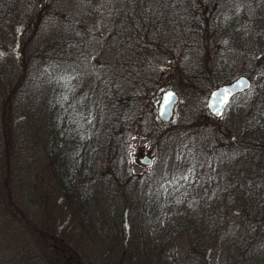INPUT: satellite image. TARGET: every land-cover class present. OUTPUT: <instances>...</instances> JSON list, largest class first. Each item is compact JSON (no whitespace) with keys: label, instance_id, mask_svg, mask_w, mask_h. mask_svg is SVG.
I'll list each match as a JSON object with an SVG mask.
<instances>
[{"label":"rangeland","instance_id":"374dc122","mask_svg":"<svg viewBox=\"0 0 264 264\" xmlns=\"http://www.w3.org/2000/svg\"><path fill=\"white\" fill-rule=\"evenodd\" d=\"M127 2L129 11L135 15L138 9L145 13L152 10L150 14L154 15L155 8L157 14L163 1L18 0L19 8L22 7L18 20L27 21L28 25L13 24L14 29L0 34L2 40L8 41L0 52L11 56L18 52L20 56L42 42L57 47L54 44L57 38H62V45L69 44L73 52L63 61L68 72L60 75L55 69L39 67L36 78L26 76L29 71L26 59L21 61L26 63L23 73L18 60L12 61L11 67L3 68L0 78V264H125L126 260L121 262L124 255L120 249L106 253L101 252V244L93 245L82 229L80 212H88L86 224H92L95 219L96 223L105 222L104 225L97 223L98 240L115 248L127 241L129 248L137 250L146 247L140 239L149 235L145 239H150L147 248H151L158 243H153L154 234L148 231L156 230L159 225L160 229L166 228L174 218L168 213L171 199L199 198L202 194L197 192L207 188L206 176L210 170L217 171L208 166L213 154L220 155L224 175L234 169L233 161L244 158L253 163L251 171L255 170L259 181L264 179V131L259 130L264 120L258 121L255 117L249 122L244 117L247 112L264 111L263 95L248 103L252 93L264 84V0H173L177 26L160 30L162 39H158V48L151 50L155 44L143 48L140 43L137 52L128 49L117 55L118 51L110 45L113 40L117 46L122 40L142 41L125 33L115 20L122 19L120 12ZM114 10L118 14L112 17ZM187 15L191 18H185ZM223 15L238 21L233 27L219 26ZM1 27L7 29L8 25L2 23ZM79 56L84 60L77 63ZM239 75L252 78L251 89L234 97L221 118L213 117L206 107L209 92ZM68 77L72 81L62 89L71 94L80 92L76 102L79 110L72 105L76 103L68 93L63 98L62 110H71L76 116L75 123H79L85 116L83 99L88 95L85 105L93 108L89 117L91 126L85 121L80 125L87 140H93L95 149L94 160L88 162L83 158L70 181L72 188L79 189L71 197L73 202L65 198L53 178L45 148L47 138L51 137L52 154L61 149L52 133L50 125L54 124V118L49 111V105L53 109L62 104L60 91L54 93L56 104L48 99L54 84H63ZM71 83L75 86L70 89ZM168 89L175 91L178 102L171 119L163 122L158 108ZM188 140L210 151L204 153L206 164L201 180L194 177L196 180L192 181L189 172L176 174L175 181L169 177L163 179L160 159L163 150L170 149L166 144L183 147ZM144 156L151 159L150 164L140 162ZM246 168L250 170V166ZM143 191L146 197L141 196ZM159 196L162 199L157 201ZM150 199L167 211L156 209L152 216L145 208L140 211V205H150ZM231 206L235 209H221L222 213L217 212L203 221L207 227L218 229L213 238L193 246L190 237L173 236L161 248L162 259L158 264H225V257L232 259L239 251L233 242L239 241L238 245L245 248L241 242L244 232L252 233L254 229V234L248 235L255 238L251 244L256 250L249 256H256L258 264H263L264 216L258 213L257 220L248 221V215L241 218L240 208ZM222 226L233 228L226 229L232 232L238 229L243 234L240 238L227 237L226 230L224 235L220 234ZM137 256L140 258L138 252Z\"/></svg>","mask_w":264,"mask_h":264},{"label":"trees","instance_id":"16d2710c","mask_svg":"<svg viewBox=\"0 0 264 264\" xmlns=\"http://www.w3.org/2000/svg\"><path fill=\"white\" fill-rule=\"evenodd\" d=\"M129 1V0H128ZM163 2L159 4L158 6V12L156 14V8L154 15H151L150 11L149 13L141 9H138L137 15L134 14V12L129 11L128 9V2L127 5L124 6V11H121L122 13V19H115L118 22V25L122 27V30L125 33L130 34L131 36H138L142 41H136L134 43H130L129 41H120L121 44L117 46L118 44L113 40V43L111 42V46L114 48V50L118 51V54H121L124 50H128L132 53L137 52L139 49L136 47L139 46L140 43H143V48H149L153 44L154 47L151 48L155 49L160 46L158 43V39L161 40L162 38H159L160 36V30L170 28H176V16H174L172 9H176V4H174L173 0H162ZM145 6H143L144 8ZM200 9H202L201 6ZM18 5V0H0V34L6 33V30L14 29L12 26L13 24L17 25L20 23L22 26L23 24L28 25L27 21L26 23H21L18 20V15H20V9ZM148 8V6H147ZM118 14L117 10H114L112 17L116 16ZM226 14V12H224ZM174 16V17H173ZM181 17V16H178ZM191 18V15H187L185 18ZM67 22H69L68 16L66 17ZM223 20L218 22L219 26H226L230 25L231 27L234 26V24L237 23L235 19L232 20L231 16L223 15ZM137 19V20H136ZM29 22V21H28ZM5 24L8 25V28H2L1 25ZM234 23V24H233ZM169 26V27H166ZM23 28H26L25 25ZM158 30V32H157ZM107 32V31H106ZM114 32V31H113ZM132 33V34H131ZM1 37V36H0ZM62 39V38H61ZM61 39L57 38L55 39V45L57 47L44 45L43 42L39 44L36 48L28 49V52L24 49L20 48V51H24L22 55L19 56V53L17 55H8L6 53L0 52V78H2L3 68L5 67H11L12 61L15 62L18 60L21 65V71L23 73L24 67L26 66V63L21 62L24 59L27 60L28 65L27 68H29V71H27L26 76H29L31 78H36L38 73L36 72L39 67L42 68H52L57 71V73H65L67 71V64L63 63V61H67L66 59L68 57H71L72 50L70 51V45L67 44L66 46L62 45ZM64 40V39H63ZM14 43L17 44L18 40L13 39ZM61 43H60V42ZM8 41H4L0 38V49L6 47ZM19 51V50H18ZM73 53V52H72ZM79 53H82V51H79ZM14 54V53H12ZM75 54H73L74 56ZM133 56H136L138 54H131ZM80 57V56H79ZM81 57L78 60L77 57V63L78 61H82ZM5 65H1V64ZM127 61H125V64ZM78 67V66H77ZM36 69V70H35ZM75 69V68H74ZM82 69V68H81ZM133 69V67H131ZM71 72H77L75 70ZM80 72V71H79ZM130 73L134 74V72L130 71ZM25 76V75H24ZM145 77V75H142ZM58 78V77H57ZM57 78H54L56 80ZM252 79V78H251ZM66 81L63 84L57 85L54 84V89H52V94L49 96L48 101L53 102V104H56V98L54 96V93L57 92V90L60 91L61 95V101L62 104L61 108L57 105L55 108L52 109L50 107V112L53 115L54 118V124L51 123L52 127V133L56 137V142H59L61 149L60 151L55 152V154H52L51 152V146H52V139L51 137L47 138V147L46 148V160L47 164L49 165L50 172L53 176V178L58 182L59 187L61 191L64 193L65 198L70 199L71 197L75 196L79 189H74V187H71L70 181L73 180L75 174H76V168L79 167L81 164V161L92 162L94 160V143L93 140L90 138L87 140L86 134L83 132V126L82 121H85V123L90 124L91 126V120H89L90 112L92 111V106L85 105L86 101L88 100V95L86 99H83V106H85V116L80 118L79 123H75L76 116L73 115L72 111L65 109L64 111L62 108L64 107V100L63 98L67 96V93L69 94V97L73 98V102L76 103L79 100V93L80 92H74V94L67 92H64L62 89L63 86L68 87L69 81L71 82L72 79L68 77L65 79ZM135 81V80H134ZM68 83V84H67ZM73 83H76V79H73ZM77 85V84H76ZM75 86L74 84H70V89ZM247 91L246 93H248ZM65 93V94H64ZM244 93V94H246ZM85 94V92H84ZM83 94V95H84ZM82 95V96H83ZM264 96V84L261 85V88L258 87L255 92L252 93V99H249L248 103H253L254 100L259 96ZM76 98H78L76 100ZM89 101V100H88ZM74 107H76L77 111L79 110L78 103L72 104ZM97 108V107H96ZM91 109V110H87ZM99 111L102 110V107L99 106ZM53 111V112H52ZM105 113V111H103ZM258 115V117H257ZM88 117V118H87ZM244 117L250 120H253V118H257L258 121H260L262 118L264 120V111H259L257 113L255 112H247V115L244 114ZM81 124V125H80ZM259 130L264 131V125L262 127H259ZM260 131V132H261ZM162 135L164 132H160ZM88 135V134H87ZM93 137V136H92ZM168 140H165V142ZM165 147H169L170 149L164 151L162 158L160 159L162 171L160 172L165 179V177L172 178V181H175V175L181 174L184 172H189V175L192 177V181L196 180L194 177H199L198 179L201 180L202 174L204 171V167L206 162L204 161V153L209 154L210 151H206L204 148H200L198 146H195L194 142L192 141H186L184 146L182 147V144L180 146L175 147L172 143L166 144ZM83 148L84 151L82 150ZM209 149V148H208ZM211 150V149H210ZM162 151V148H161ZM214 150L213 152H215ZM220 155L213 154L211 161L209 162L210 167L213 168V170H217L216 172L209 171L210 174L206 176L208 180L207 188H203L201 193L198 191L197 193L202 194L199 198L190 199L189 196H186L184 198H179L178 196L173 197L171 199L172 204L168 209V213H170V216L174 217L172 220L168 223V227L160 229V225L158 227H155L156 230H147L148 234H154V241L153 243L160 244L158 249V244L153 245L151 248H147L149 245L147 244L150 242V239H145L146 235L142 237V242H145L146 247L145 248H137V250L133 248H129V245L127 241L120 247L115 248L113 245H109L106 243V241L98 240L100 238L99 236H96L95 233H98V227H96L99 224H105V222L102 221H92V224H86V217L85 215L88 214L86 211H81V226L83 231L85 232L86 236H88V239L92 240L93 245L99 246L100 248H103L102 251H106V253H109L110 251L115 252L120 249L121 253L124 255L123 261L126 260L125 264H158V261L162 259V256L160 257L161 248L166 245V242L168 243V240L172 239L173 236L177 238V236H187L190 237L189 239L193 242V246L197 245L198 243L204 244L206 241H208V238H213V234L218 231V229L210 228L203 223L205 219L209 220L210 216H215V214L222 213L223 211H232L233 208L231 205H234V207L240 208L239 211H241V218H247V215L249 216L248 221H253L258 219V213H261L262 216H264V179H261L259 181L257 175L255 176V170H252L253 163L248 162L247 160L239 159L237 158L236 161H233L232 165L234 166V169L231 172H225V175L222 174L223 167L222 163L223 161L221 158L219 159ZM235 156V155H234ZM232 156V157H234ZM224 157H222L223 159ZM227 159V157H226ZM159 160V159H158ZM221 163V164H219ZM213 164V166L211 165ZM87 165V164H86ZM84 164V166H86ZM250 166V170L246 167ZM196 170V172L191 171ZM199 173V176L197 174ZM162 179V180H163ZM166 180V179H165ZM229 180V181H225ZM241 180V182H240ZM191 181V182H192ZM223 181V182H222ZM229 182H232L231 185H229ZM255 187H254V186ZM250 186V188H249ZM253 186V188H251ZM163 188V187H162ZM161 188V189H162ZM160 191L161 194L164 193L163 191ZM76 193V194H75ZM80 193V192H79ZM82 193V192H81ZM83 194V193H82ZM141 196L146 197L145 191H143V194ZM152 198V197H150ZM161 196L157 198V201H159ZM151 200V199H150ZM170 201V203H171ZM73 202V200H71ZM143 203V200H141L140 204ZM158 206V207H157ZM145 208L146 213L150 214L152 216L153 211H167V210H161V208L158 205V202L153 199L150 202V205H140V211H143L142 209ZM223 209V211L221 210ZM221 211V212H220ZM245 213V215H244ZM87 216V215H86ZM227 216H225L226 219ZM253 218V219H252ZM261 220V217H259ZM92 219V218H89ZM87 221H90V220ZM264 219V217H263ZM245 222V221H243ZM212 224V223H211ZM214 225V224H212ZM242 225H248L242 224ZM87 226H91L90 228H86ZM215 226V225H214ZM264 228V226H261ZM226 229H233V228H225L224 226L220 227L219 230H221L220 234L224 233ZM235 229V228H234ZM228 231V230H226ZM142 230H140L139 233H141ZM255 229L253 232H247L245 231V237L241 240L242 246L245 248H241L237 242H233L234 246L236 248H239V251L236 252L232 259L231 257H225V264H258L257 257L253 256L250 257L249 254H253L256 248L251 244L252 240L255 241L254 237H251L248 235L249 233L252 235L254 234ZM242 231L235 229V232L228 231L227 237L236 236L237 238H240L242 236ZM158 235V236H157ZM224 235V234H223ZM160 236V238H159ZM195 238H194V237ZM140 237V236H139ZM192 237V238H191ZM189 240V241H190ZM163 241V242H162ZM107 244L108 246L105 247L104 244ZM163 243V244H161ZM206 245V244H205ZM232 251L235 250L233 247L231 249ZM154 251V253H153ZM137 252L140 254V258L137 256ZM106 255V254H105ZM142 256V257H141ZM166 257V256H165ZM161 258V259H160ZM251 258V259H249ZM86 259V258H85ZM206 263V262H205ZM203 263V264H205ZM222 263V262H221ZM166 264V263H164ZM264 264V263H263Z\"/></svg>","mask_w":264,"mask_h":264},{"label":"water","instance_id":"95a60500","mask_svg":"<svg viewBox=\"0 0 264 264\" xmlns=\"http://www.w3.org/2000/svg\"><path fill=\"white\" fill-rule=\"evenodd\" d=\"M251 87V80L246 75H239L229 83L222 84L212 89L209 92L206 101L207 110L215 118H220L232 98L238 94L244 93ZM178 101V96L173 90H167L163 93L161 103L158 108V116L164 122L170 120L173 114L175 104ZM144 165H148L151 159L144 156L140 159Z\"/></svg>","mask_w":264,"mask_h":264}]
</instances>
